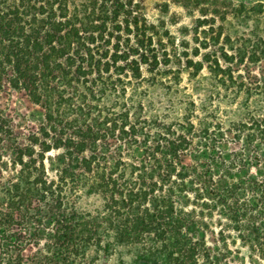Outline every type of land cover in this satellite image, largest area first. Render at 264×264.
<instances>
[{
  "label": "trees",
  "instance_id": "obj_1",
  "mask_svg": "<svg viewBox=\"0 0 264 264\" xmlns=\"http://www.w3.org/2000/svg\"><path fill=\"white\" fill-rule=\"evenodd\" d=\"M176 3L200 14L180 40L135 0H0V264H97L125 247L135 264H232L207 245L214 213L218 243L235 232L264 264V0ZM185 73L181 120L132 121L136 83ZM13 93L44 110L29 137L1 106ZM223 106L236 119L213 117ZM81 194L101 208L80 212Z\"/></svg>",
  "mask_w": 264,
  "mask_h": 264
},
{
  "label": "rangeland",
  "instance_id": "obj_2",
  "mask_svg": "<svg viewBox=\"0 0 264 264\" xmlns=\"http://www.w3.org/2000/svg\"><path fill=\"white\" fill-rule=\"evenodd\" d=\"M74 5H81L88 0H70ZM178 0H135L142 7V11L146 18L155 24H164V26L178 39H182V28L188 27L192 29L193 22L196 17L200 14L195 13L191 16L183 7L176 3ZM236 2L237 0H232ZM72 5V7H73ZM243 31V29H241ZM236 34L233 35L235 37ZM192 37H188L187 40H191ZM195 46V43H192ZM208 71H204L202 77L198 81H202V85H207L209 81L207 80ZM204 78V80L202 79ZM162 79V80H161ZM161 79L153 81L150 79L144 84L134 85L136 88L127 93L125 100L131 108L132 121L137 123L139 127L149 129V126L158 122L160 118L164 119L168 123H175L181 120L184 115L185 105L187 104L186 93H189L192 89V83L188 81V75L185 73L181 80L177 81L174 75L162 76ZM162 81V82H161ZM155 83V84H154ZM197 84V83H196ZM125 100L116 97L109 100V102L100 103L105 112H109L112 108H120L125 104ZM1 106L5 108L10 116L13 118L14 125L17 132L22 137L30 135L32 129H38L40 123L44 119V110L32 103L25 96L13 93V97L9 98L4 95L1 100ZM236 107V106H233ZM227 106H223L222 114L220 112H215L213 117L222 116L223 118L236 119L235 113L230 112L229 108L225 110ZM221 111V110H220ZM216 119V118H214ZM151 123L145 124V122ZM131 152L137 157L142 156V152L139 147H135ZM57 151L48 154L47 156H56ZM7 168L3 171L4 178L7 179L13 175L11 164L9 158L5 161ZM1 179V177H0ZM102 206V201L98 197H87L81 194L79 200L77 201V209L80 212H93L99 210ZM205 223L209 226L205 230V239L207 245L213 249L222 248V250L228 249L231 254L227 255V259H230L232 264H241L242 259H246L250 256L248 249L241 246L240 241L237 238L235 232L230 231L231 238L228 240L227 246L218 243L221 239V230L224 227L225 220H222L220 215L214 213L212 216L206 215L203 217ZM220 221H224L220 223ZM229 232V230H225ZM134 251L129 248H118L114 255L108 260L101 258L97 264H135L134 263ZM246 264H251L250 259H246Z\"/></svg>",
  "mask_w": 264,
  "mask_h": 264
}]
</instances>
